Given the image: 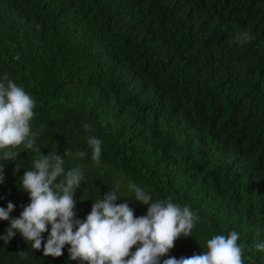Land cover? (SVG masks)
Returning a JSON list of instances; mask_svg holds the SVG:
<instances>
[{
    "label": "trees",
    "instance_id": "16d2710c",
    "mask_svg": "<svg viewBox=\"0 0 264 264\" xmlns=\"http://www.w3.org/2000/svg\"><path fill=\"white\" fill-rule=\"evenodd\" d=\"M245 31L251 40L238 42ZM5 74L36 100L40 149H18V172L0 158V207L13 203L11 218L30 203L21 177L35 159L83 151L64 165L84 173L78 219L117 180V203L146 215L127 198L132 182L198 215L169 256L199 255L207 239L235 231L244 264H264L255 248L264 243V0H0ZM89 136L102 141L99 164ZM9 226L0 221V236ZM69 247L45 257L16 232L0 239V264H80Z\"/></svg>",
    "mask_w": 264,
    "mask_h": 264
},
{
    "label": "clouds",
    "instance_id": "9594fccd",
    "mask_svg": "<svg viewBox=\"0 0 264 264\" xmlns=\"http://www.w3.org/2000/svg\"><path fill=\"white\" fill-rule=\"evenodd\" d=\"M251 40L245 31L237 41ZM36 100L5 74L0 80V158L17 161L14 171H19L18 149L40 152L35 146L38 133L32 131ZM83 128L90 131L85 123ZM87 143L92 150L91 159L100 163L102 141L89 136ZM85 157V152H70L62 158L40 155L32 162L31 169L21 177V187L29 194L30 203L24 206L18 218H11L15 208L11 202L7 208L0 207V221H9L10 226L3 236L5 244L16 232L40 250L43 245L45 257L58 258L63 255L65 245H70V260L80 264H244V249L238 243L239 233L216 234L206 240V250L201 254L177 259L169 256L175 242L181 237H191L199 217L190 206L174 203L169 197L153 202L150 193L129 182L127 187L135 200L147 205L146 215L136 217L127 202L118 204L120 181L114 189L92 204L86 219L77 218L75 192L80 189L84 173L79 165L65 169V157ZM4 166L0 167V184L4 181ZM127 198H125L127 200ZM51 231L44 242L43 234ZM257 251L264 250V243L255 245ZM133 249H135L133 251ZM23 254V253H21ZM167 257L166 259H162Z\"/></svg>",
    "mask_w": 264,
    "mask_h": 264
}]
</instances>
